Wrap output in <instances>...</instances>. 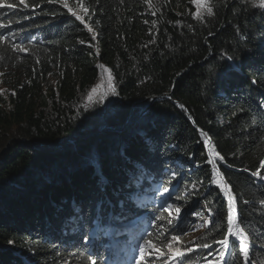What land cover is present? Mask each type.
I'll return each instance as SVG.
<instances>
[{
  "label": "trees",
  "instance_id": "trees-1",
  "mask_svg": "<svg viewBox=\"0 0 264 264\" xmlns=\"http://www.w3.org/2000/svg\"><path fill=\"white\" fill-rule=\"evenodd\" d=\"M8 2L18 7L0 8L11 22L0 28V264H87L94 235L99 262L126 263L144 232L166 254L187 232L181 223L165 238V202L209 221L191 245L201 264L221 260L195 245L219 247L233 204L250 224L251 264H264V179L253 175L264 178L263 2ZM151 101L122 132L63 141L120 126ZM232 253L229 264H245L238 245Z\"/></svg>",
  "mask_w": 264,
  "mask_h": 264
},
{
  "label": "snow or ice",
  "instance_id": "snow-or-ice-1",
  "mask_svg": "<svg viewBox=\"0 0 264 264\" xmlns=\"http://www.w3.org/2000/svg\"><path fill=\"white\" fill-rule=\"evenodd\" d=\"M197 3V8L199 9L202 4V0H195ZM19 4L23 6V8L27 9L29 7V4L25 2V0H19ZM38 5H32L33 8L37 7ZM206 6V11L209 14L213 13V8L211 6ZM18 7L15 3H9L8 0H0V8H7V9H16ZM64 8L67 9L69 13H71L77 20L83 21L84 17L81 15H78L72 8L68 6L67 3L63 5ZM83 8V5H81ZM261 7H264V3L261 4ZM83 11L88 12V8H83ZM199 11L196 13V15H199ZM9 24L0 23V28H9ZM90 32L92 31L91 28L88 29ZM11 35H15L17 38L19 37V33L10 34L9 38H11ZM5 36L0 35V41L4 40ZM81 43H84V41H81ZM13 49H16L18 51H27V49L23 48L22 46L13 43L12 44ZM101 68H104V65H100ZM96 91L95 88L92 89V92L94 93ZM114 91V89H113ZM89 100L92 99L91 94H89L88 97ZM260 168L264 169V161L260 162ZM253 175L258 179H264L260 176V170L258 169L256 173H253ZM175 176V173H173V178ZM230 191V190H229ZM164 193L169 192L168 187H164L163 189ZM234 199V198H233ZM166 205V206H165ZM161 209L167 214L169 217L167 220L168 228L163 230L165 238H167L168 235L171 233H183L184 229L180 227V224L183 222L182 218V212L183 208L180 206H176L174 208L173 214V205L165 202V204L161 205ZM236 214V215H234ZM195 215V214H193ZM238 208L234 207L233 204L228 205L227 209V228H226V234L223 235L221 239L214 240V243L218 245L219 247L213 249V245L209 243H204L202 245H195L196 248L202 247L203 249L208 250L207 256H213V253H217L220 257V259L224 262V264H229V261L227 259V256H231L232 253V246L238 245V250L243 254V260L245 264H251V260L255 259V252L252 250L250 246V238L251 233H249L247 230L250 227V224L245 223L242 220H238ZM160 219V218H156ZM209 221H206L205 223H208ZM106 223L105 218L103 215L98 217L94 220V224L99 228L100 225H103ZM161 229L163 228V225H160ZM219 235V233H216ZM171 241L176 242V244L169 243L168 244V250L170 252V255L167 257L169 260H173L174 264L177 259H179V264H184V257L185 252L181 251V248L178 246L181 235H171L170 236ZM160 241H157L152 233L144 232L139 236L133 237V240L128 243L127 251L130 253V255L127 258L126 264H149V261H155L157 259H160L165 255L164 252L161 251V249L157 246V244ZM104 247L103 243L97 244V237L94 235L91 240L90 246H84V251L90 252V255L86 257L87 264H101L97 260V257L99 256V248ZM227 251V254L225 252ZM187 252L191 253L193 252L192 247L187 248ZM203 259H206L204 257ZM104 264H107V262H104ZM208 264H211V261H208ZM235 264V261L233 262Z\"/></svg>",
  "mask_w": 264,
  "mask_h": 264
},
{
  "label": "rangeland",
  "instance_id": "rangeland-1",
  "mask_svg": "<svg viewBox=\"0 0 264 264\" xmlns=\"http://www.w3.org/2000/svg\"><path fill=\"white\" fill-rule=\"evenodd\" d=\"M256 2H263L264 3V0H255ZM105 78V76H103ZM107 84V80L106 78L104 79V83H103V89H102V95H105V85ZM77 140V139H76ZM160 186V187H159ZM158 186V191L160 192H163V189L164 187H162L161 184H159ZM174 208L173 207V214L174 213ZM194 213H188L185 215V219L187 220L186 223L182 222L185 226V230L187 232L186 236H182L181 237V240L178 244V246L181 248V251L182 252H185V257H184V264H201V262H197L195 261V259L193 258V253H188L187 252V248L188 247H191L192 245V242L194 240V238H196L197 236H199L202 231H203V226L206 224L205 222L207 220L205 219H200V216L198 213H196L195 215H193ZM155 217V216H154ZM154 217L152 218V220H154ZM152 224V223H151ZM150 224V225H151ZM204 224V225H203ZM173 244H176V242H172ZM170 255V252L168 251V253L165 254V256H163V259H164V262L166 261V264H174L173 260H169L167 259V257ZM129 255H127V258H128ZM125 258V260L127 259ZM105 262H107L108 260L105 258L104 259ZM112 262H115V263H118L119 264H126L124 261H122V258H117V259H114L113 256L111 257L110 261L107 263H111ZM102 264H104V262H101ZM175 264H179V259H177L175 261ZM208 264V261L207 263ZM211 264H223L222 263V260L216 262V263H212Z\"/></svg>",
  "mask_w": 264,
  "mask_h": 264
},
{
  "label": "water",
  "instance_id": "water-1",
  "mask_svg": "<svg viewBox=\"0 0 264 264\" xmlns=\"http://www.w3.org/2000/svg\"><path fill=\"white\" fill-rule=\"evenodd\" d=\"M153 100H155V98H153L152 101ZM152 101L149 102L147 107L145 109H143V111L137 117H133V110L131 109L128 116L123 120V122L121 123L120 126H115V127L102 126L98 129L93 130L92 132H90L86 135L72 136V137H69L63 141H72V140H76V139H80V138H88V137H91L93 135L101 134V133L107 132V131L122 132L125 129H127L136 120V118H139L141 115H143L144 113H146L149 110ZM183 220L185 221L184 223L187 222V220L185 219V215L183 216Z\"/></svg>",
  "mask_w": 264,
  "mask_h": 264
}]
</instances>
